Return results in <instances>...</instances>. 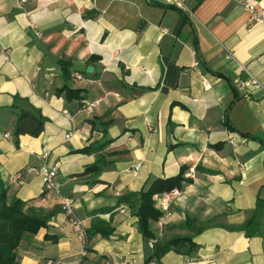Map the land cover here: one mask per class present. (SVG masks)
I'll return each instance as SVG.
<instances>
[{
	"label": "crops",
	"instance_id": "0c3cea01",
	"mask_svg": "<svg viewBox=\"0 0 264 264\" xmlns=\"http://www.w3.org/2000/svg\"><path fill=\"white\" fill-rule=\"evenodd\" d=\"M182 2L0 0V179L9 202L48 219L18 247L19 264H143L137 219L118 200L183 168L190 182L153 197L162 216L150 228L196 248L180 246L159 264H264V26L231 0ZM62 63L83 100L56 96ZM250 76L260 86L246 85ZM16 97L47 120L17 144ZM102 123L110 164L91 183L76 175L97 154L72 151L100 140ZM42 165L58 169L85 229L98 219L111 236L83 249L58 199L41 196L42 178L27 171ZM186 217L202 230L185 228Z\"/></svg>",
	"mask_w": 264,
	"mask_h": 264
},
{
	"label": "trees",
	"instance_id": "16d2710c",
	"mask_svg": "<svg viewBox=\"0 0 264 264\" xmlns=\"http://www.w3.org/2000/svg\"><path fill=\"white\" fill-rule=\"evenodd\" d=\"M95 57H91L89 62L94 60ZM68 65L62 63V77L65 84L62 88L56 90V96L64 94L67 101L73 100L81 101L84 98L85 91L80 89H71L68 86L70 79ZM20 98H15V104L10 108H16V121L14 125V136L16 144L20 135H29L31 137H37L41 134L44 128V124L47 121L42 115L40 110L27 105L25 108L18 106L16 103H23ZM98 120V119H97ZM92 125L95 121H89ZM227 126L228 122L225 121ZM91 125V126H92ZM102 138L90 144L82 149L72 151L73 154H97L95 161L87 166L84 171L76 175V177L90 176L92 177L91 183L99 182V176L103 170L110 164L106 161L104 155L101 152L109 146L112 142L107 137L106 123H102ZM247 135V134H246ZM245 135V136H246ZM249 136V135H247ZM250 137V136H249ZM255 139L254 137H250ZM185 169H181L179 174L167 179L154 180L146 190L139 193H129L119 198L118 203H128L131 214L137 219V230L143 239V264H150L155 261L159 264L161 258L168 252L174 250L178 251L180 246L187 244L191 249H195V245L192 242L191 237L174 238L167 241H160L153 234L150 228V222H157L162 213L155 207V201L153 197L158 194H169L174 190L181 187L183 182L189 183V179L183 177ZM41 196L45 197L43 192ZM134 199L135 204L131 205L129 202ZM47 217H42L39 214H35L28 207V202L22 201L18 198L12 199L10 202L7 200V188L4 186L0 179V264H19L17 260L16 251L20 244L28 237L36 235L40 229L46 227ZM254 220L250 221V223ZM197 222L189 217L185 218L183 226L187 229L201 231L202 227H197ZM113 233V228L108 223L101 222L98 219L91 221L90 226L86 229L87 240L89 241L96 235H100L103 238H108ZM150 241L154 242L153 248L148 247Z\"/></svg>",
	"mask_w": 264,
	"mask_h": 264
},
{
	"label": "built area",
	"instance_id": "2783aa9c",
	"mask_svg": "<svg viewBox=\"0 0 264 264\" xmlns=\"http://www.w3.org/2000/svg\"><path fill=\"white\" fill-rule=\"evenodd\" d=\"M170 1L181 8L184 7L182 0H170ZM231 1H233L234 3H236L238 6H240L242 9L246 11L249 15V19L253 23L264 26V3L260 6H257L254 0H231ZM246 85L260 86L259 81L253 76L249 77ZM7 136L8 135H5V137ZM27 171L31 173H38L40 175L43 182L42 192L44 196L45 197L54 196L58 199L60 210L65 215L67 222L72 228L74 234L82 243L83 249H86L88 245L86 229L84 227L83 221L79 220L74 215V211H73L74 200L71 197L66 196L61 192L60 186L57 182L58 169L54 166L51 167L47 165H42L37 169L29 168ZM153 245H154L153 241H150L148 243V247L150 249L153 248ZM110 264H132V263L117 261L115 263H110ZM150 264H157V263L155 261H152Z\"/></svg>",
	"mask_w": 264,
	"mask_h": 264
},
{
	"label": "water",
	"instance_id": "95a60500",
	"mask_svg": "<svg viewBox=\"0 0 264 264\" xmlns=\"http://www.w3.org/2000/svg\"><path fill=\"white\" fill-rule=\"evenodd\" d=\"M87 72H91V68L88 67V68H87Z\"/></svg>",
	"mask_w": 264,
	"mask_h": 264
}]
</instances>
